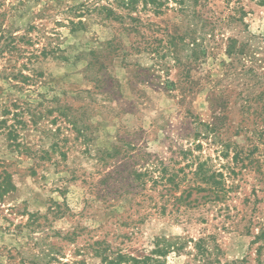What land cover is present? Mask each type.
Wrapping results in <instances>:
<instances>
[{
	"label": "rangeland",
	"instance_id": "374dc122",
	"mask_svg": "<svg viewBox=\"0 0 264 264\" xmlns=\"http://www.w3.org/2000/svg\"><path fill=\"white\" fill-rule=\"evenodd\" d=\"M95 1L127 11L0 0V264H108L104 254L147 256L163 237L182 245L164 264H202L198 238L214 264H252L264 5L208 0L196 16L138 0L137 20L91 12L71 31L69 8ZM227 38L246 56L228 54Z\"/></svg>",
	"mask_w": 264,
	"mask_h": 264
},
{
	"label": "trees",
	"instance_id": "16d2710c",
	"mask_svg": "<svg viewBox=\"0 0 264 264\" xmlns=\"http://www.w3.org/2000/svg\"><path fill=\"white\" fill-rule=\"evenodd\" d=\"M142 2L143 6H146L147 4H150L153 6V12L157 14L164 13L165 10L176 9L179 12H185L189 9L192 10V15H199L197 6L201 3L207 2L208 0H139ZM174 2V4L177 5V7L173 8L172 6H168V2ZM256 4L258 5H264V0H254ZM114 2L117 5H120L123 9L127 10L125 14H120V12H116V8L112 7L111 3L107 4H101L97 1L93 2L92 4H88L86 2H82L77 5H73L69 8L70 12L72 13V18L68 20L70 24V30L74 31L77 28L81 29L84 27L83 18L87 15H90L91 12H97L101 13L102 19H117L122 18L123 16H129L133 20H137V18L130 16V11L136 10L135 3L138 2V0H114ZM113 3V2H112ZM230 10V9H229ZM239 12L240 14L244 13L243 7L233 6L230 12ZM196 15V16H197ZM233 17V16H230ZM75 19V20H74ZM175 38V36L170 35L169 41H172ZM112 40H109L107 43L110 44ZM226 43V52L228 54H241L246 56V45L243 43H238V41L235 38H227ZM190 44L192 46H197V40L196 38H193L192 41H190ZM200 51H204L200 49ZM204 53V52H203ZM8 137H14L13 131L8 130ZM13 139V138H11ZM217 175L211 174L207 180H212V182L216 186H221L220 180H217ZM10 189V184L5 187L3 190L4 192L8 191ZM221 190V187H220ZM252 243H258L254 250V262L252 264H264V223L260 228L258 229V232L253 235ZM204 239L198 238L194 242V248L197 250V255L200 257L198 261H201L202 264H214V262H218V260H215L214 258H211L209 256L208 248L203 246L204 245ZM161 243V244H160ZM169 240L163 238H156V242L154 243V248L149 251V255L142 256V257H134L130 255H126L123 253H115L114 256L111 258L108 257L107 254H104L102 256V260L106 261L108 264H120L122 261L129 262L131 261L132 264H164L165 257L168 252L171 251V248L174 250H179L182 248V245L174 246ZM247 259L243 258L240 261H233V262H226L223 264H247Z\"/></svg>",
	"mask_w": 264,
	"mask_h": 264
}]
</instances>
